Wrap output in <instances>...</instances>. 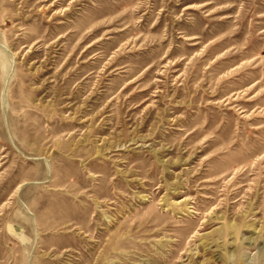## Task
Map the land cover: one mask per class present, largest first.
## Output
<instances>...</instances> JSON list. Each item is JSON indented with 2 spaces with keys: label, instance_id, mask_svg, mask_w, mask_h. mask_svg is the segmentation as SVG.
Listing matches in <instances>:
<instances>
[{
  "label": "rangeland",
  "instance_id": "374dc122",
  "mask_svg": "<svg viewBox=\"0 0 264 264\" xmlns=\"http://www.w3.org/2000/svg\"><path fill=\"white\" fill-rule=\"evenodd\" d=\"M0 264H264V0H0Z\"/></svg>",
  "mask_w": 264,
  "mask_h": 264
}]
</instances>
